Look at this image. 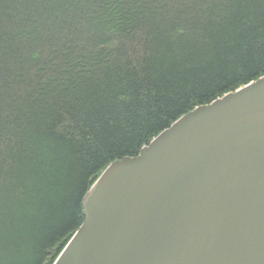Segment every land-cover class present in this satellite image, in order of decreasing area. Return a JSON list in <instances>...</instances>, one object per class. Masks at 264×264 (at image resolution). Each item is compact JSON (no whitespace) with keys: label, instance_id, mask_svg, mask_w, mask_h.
Wrapping results in <instances>:
<instances>
[{"label":"trees","instance_id":"trees-1","mask_svg":"<svg viewBox=\"0 0 264 264\" xmlns=\"http://www.w3.org/2000/svg\"><path fill=\"white\" fill-rule=\"evenodd\" d=\"M264 76V0H0V264H54L113 162Z\"/></svg>","mask_w":264,"mask_h":264},{"label":"water","instance_id":"water-1","mask_svg":"<svg viewBox=\"0 0 264 264\" xmlns=\"http://www.w3.org/2000/svg\"><path fill=\"white\" fill-rule=\"evenodd\" d=\"M54 264H264V76L110 164Z\"/></svg>","mask_w":264,"mask_h":264}]
</instances>
